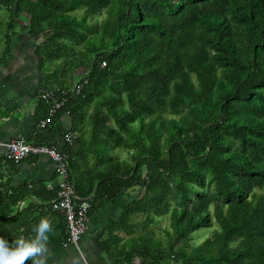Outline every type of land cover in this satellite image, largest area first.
<instances>
[{
  "label": "trees",
  "instance_id": "obj_1",
  "mask_svg": "<svg viewBox=\"0 0 264 264\" xmlns=\"http://www.w3.org/2000/svg\"><path fill=\"white\" fill-rule=\"evenodd\" d=\"M20 1L54 65L47 89L63 101L41 127L51 104L40 97L30 141L76 135L69 113L72 129L92 130L103 161L78 178L70 155L77 194L93 202L140 189L114 253L128 264H264V0ZM110 145L131 159L103 155ZM10 162L19 161L0 156V169ZM10 181L0 183V236L12 241L56 213L58 189ZM214 223L211 237L190 244Z\"/></svg>",
  "mask_w": 264,
  "mask_h": 264
},
{
  "label": "crops",
  "instance_id": "obj_2",
  "mask_svg": "<svg viewBox=\"0 0 264 264\" xmlns=\"http://www.w3.org/2000/svg\"><path fill=\"white\" fill-rule=\"evenodd\" d=\"M20 3V0H0V156L4 152L1 142L19 138L28 141L35 139L40 92L55 85L52 80H47L54 65L48 64L47 57L39 49L43 37L38 38L29 32V17L20 11ZM64 124L69 129L67 132L76 133V137L84 136L83 146L75 138L67 140L64 133H47L46 142L67 152L69 158L71 155L77 161L71 168V175L73 173L82 178L102 171L103 161L97 153L100 148L94 142L92 130L86 125L82 127L80 123L81 133L72 129L74 122L69 113L64 116ZM102 152L103 155L120 153L121 158L131 159L128 151L111 145ZM5 166L4 173L0 169V183L10 179V184L14 186L43 183L48 189H59L56 164L47 155L29 156ZM139 191L138 187H130L109 200L94 198L87 231L80 237L78 245H65V217L59 211L49 212L47 217L52 221L54 230L50 233L45 253L46 264H128L114 251L118 252L124 245L117 238H127V232L131 229V226L124 224V218ZM29 200L21 201L19 207L26 206Z\"/></svg>",
  "mask_w": 264,
  "mask_h": 264
},
{
  "label": "built area",
  "instance_id": "obj_3",
  "mask_svg": "<svg viewBox=\"0 0 264 264\" xmlns=\"http://www.w3.org/2000/svg\"><path fill=\"white\" fill-rule=\"evenodd\" d=\"M105 65V62L103 63ZM82 88V83H77L71 89L72 93H78ZM40 97L51 104L48 117L40 123L44 127L63 104L62 98L57 92L51 89H42ZM76 135L67 134L66 139L72 140ZM4 146L3 155L16 161L23 160L29 156L47 155L56 164V171L60 179L57 196L53 200V209L61 212L66 218L67 239L65 245H78L80 237L87 231L89 213L92 202L88 197H81L77 194L70 180L68 169V154L59 150L52 144L34 143L24 138L1 142Z\"/></svg>",
  "mask_w": 264,
  "mask_h": 264
},
{
  "label": "clouds",
  "instance_id": "obj_4",
  "mask_svg": "<svg viewBox=\"0 0 264 264\" xmlns=\"http://www.w3.org/2000/svg\"><path fill=\"white\" fill-rule=\"evenodd\" d=\"M103 63L102 65L105 66L106 62L105 65ZM53 230L52 221L47 216H41L38 222L33 225L32 233L29 236L21 235L12 241L0 236V264H25L29 260L31 264H46L45 253L48 250V241Z\"/></svg>",
  "mask_w": 264,
  "mask_h": 264
},
{
  "label": "rangeland",
  "instance_id": "obj_5",
  "mask_svg": "<svg viewBox=\"0 0 264 264\" xmlns=\"http://www.w3.org/2000/svg\"><path fill=\"white\" fill-rule=\"evenodd\" d=\"M132 153H130V156H131ZM144 214H141V217L143 216ZM142 219V218H141ZM166 225V222L165 221H161L160 223V226H163L165 227ZM217 224L214 223L212 226H208V227H202L196 231H194L191 235V242L190 244L191 245H199L200 243H202L204 240H206L207 238L211 237L213 235V232L214 230L217 228ZM159 233L160 235H163L164 236V233L160 232L159 230Z\"/></svg>",
  "mask_w": 264,
  "mask_h": 264
}]
</instances>
